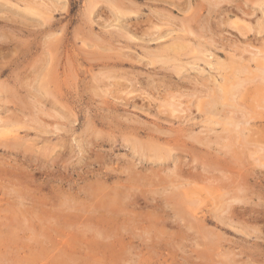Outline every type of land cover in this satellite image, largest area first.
<instances>
[{"label":"rangeland","instance_id":"1","mask_svg":"<svg viewBox=\"0 0 264 264\" xmlns=\"http://www.w3.org/2000/svg\"><path fill=\"white\" fill-rule=\"evenodd\" d=\"M263 72L264 0H0V264H264Z\"/></svg>","mask_w":264,"mask_h":264},{"label":"bare ground","instance_id":"2","mask_svg":"<svg viewBox=\"0 0 264 264\" xmlns=\"http://www.w3.org/2000/svg\"><path fill=\"white\" fill-rule=\"evenodd\" d=\"M35 5V4H34ZM37 6V5H36ZM35 6V7H36ZM40 6V5H39ZM42 6V5H41ZM40 6V7H41ZM30 9V8H29ZM37 10L38 9V7H36V8H34V10ZM32 10V9H31ZM41 10V9H40ZM41 12V11H40ZM258 55V54H257ZM256 54L255 55H252L251 56V59L254 57V56H257ZM220 60H218V62H219ZM221 64V63H220ZM223 65V64H222ZM223 66H225V65H223ZM240 67H242V66H240ZM223 68V67H222ZM227 69V68H226ZM237 69V68H236ZM242 69V68H241ZM248 71V70H247ZM234 72V71H233ZM264 73V72H263ZM228 81V80H227ZM221 87V89L224 87L223 85H221L220 86ZM225 88V87H224ZM218 92V91H217ZM226 92H228V91H226ZM225 94H227V93H225ZM229 94V93H228ZM218 97H220V96H218ZM215 98V100L214 99H211V101L209 102V104H211V107H212V110L213 111H216L217 110V107H218V104H220L221 106H224V104H222L223 102H219L220 100L219 99H216L217 97L215 96L214 97ZM214 100V101H213ZM219 100V101H218ZM228 104V103H227ZM225 105H226V103H225ZM209 106V105H208ZM220 118V117H219ZM239 122V121H238ZM6 134V133H5ZM124 186V185H123ZM125 187V186H124ZM117 188V187H116ZM115 188V189H116ZM126 188H128V187H126ZM130 188H131V186H130ZM127 190V189H126ZM131 190V189H130ZM133 190V189H132ZM119 191V190H118ZM122 191V190H121ZM125 193V192H124ZM104 194V193H103ZM115 194V193H114ZM136 194V193H135ZM119 195V194H118ZM128 195V194H127ZM127 195H125V196H127ZM129 196V195H128ZM132 196V195H131ZM122 198V197H121ZM125 198V197H124ZM123 199V198H122ZM116 200V199H115ZM45 204V203H44Z\"/></svg>","mask_w":264,"mask_h":264}]
</instances>
